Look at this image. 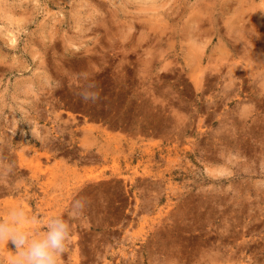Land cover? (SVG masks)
Listing matches in <instances>:
<instances>
[{
	"label": "rangeland",
	"instance_id": "rangeland-1",
	"mask_svg": "<svg viewBox=\"0 0 264 264\" xmlns=\"http://www.w3.org/2000/svg\"><path fill=\"white\" fill-rule=\"evenodd\" d=\"M13 208L59 264H264V0H0Z\"/></svg>",
	"mask_w": 264,
	"mask_h": 264
},
{
	"label": "clouds",
	"instance_id": "clouds-1",
	"mask_svg": "<svg viewBox=\"0 0 264 264\" xmlns=\"http://www.w3.org/2000/svg\"><path fill=\"white\" fill-rule=\"evenodd\" d=\"M25 219L22 209L13 208L8 219L0 221V240L10 242L19 253L12 264H59L69 236L67 222L61 216H50L42 232H33L18 227Z\"/></svg>",
	"mask_w": 264,
	"mask_h": 264
}]
</instances>
